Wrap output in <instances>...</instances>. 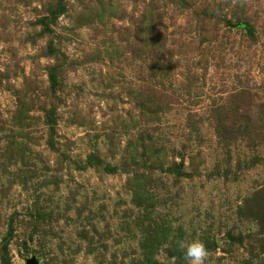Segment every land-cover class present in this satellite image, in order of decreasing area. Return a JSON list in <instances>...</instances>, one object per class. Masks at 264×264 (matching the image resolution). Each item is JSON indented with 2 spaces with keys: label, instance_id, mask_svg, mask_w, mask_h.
Listing matches in <instances>:
<instances>
[{
  "label": "rangeland",
  "instance_id": "1",
  "mask_svg": "<svg viewBox=\"0 0 264 264\" xmlns=\"http://www.w3.org/2000/svg\"><path fill=\"white\" fill-rule=\"evenodd\" d=\"M264 264V0H0V264Z\"/></svg>",
  "mask_w": 264,
  "mask_h": 264
},
{
  "label": "clouds",
  "instance_id": "2",
  "mask_svg": "<svg viewBox=\"0 0 264 264\" xmlns=\"http://www.w3.org/2000/svg\"><path fill=\"white\" fill-rule=\"evenodd\" d=\"M187 264H205L209 252L199 239H192L181 244Z\"/></svg>",
  "mask_w": 264,
  "mask_h": 264
},
{
  "label": "water",
  "instance_id": "3",
  "mask_svg": "<svg viewBox=\"0 0 264 264\" xmlns=\"http://www.w3.org/2000/svg\"><path fill=\"white\" fill-rule=\"evenodd\" d=\"M25 264H38V262L36 261V259L34 257H30V258L26 259Z\"/></svg>",
  "mask_w": 264,
  "mask_h": 264
}]
</instances>
